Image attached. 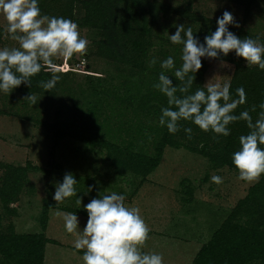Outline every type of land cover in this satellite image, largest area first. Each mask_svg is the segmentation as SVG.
<instances>
[{
	"label": "rangeland",
	"instance_id": "1",
	"mask_svg": "<svg viewBox=\"0 0 264 264\" xmlns=\"http://www.w3.org/2000/svg\"><path fill=\"white\" fill-rule=\"evenodd\" d=\"M60 1L49 0V3L59 5ZM185 1L156 0V3L175 8L184 6ZM191 9L216 20L227 10L239 24V27L230 26L243 27L250 33L264 36V0H255L247 13L233 0H192ZM73 11L81 16L84 9L78 6ZM51 14L49 17L55 16ZM175 18L172 14L170 22H178ZM163 19L160 13L161 24ZM160 20L153 29L154 44L148 58L156 54L155 50L168 47L166 54H173L174 45L168 43L170 33L164 31ZM188 22L182 20L177 24ZM6 26V20L0 15V49L18 47V43L5 33ZM79 31L88 41L86 53L74 55L67 62L54 60L62 68L61 79L52 91L34 94L37 97L35 104L23 99L31 94L0 91V161L22 166L30 161L39 167L29 169L27 185L10 203V207L16 209L13 215L7 212L0 199L2 226L12 224L17 233H44L50 241L45 244L43 264H83V251L73 246L76 235L66 232L62 215L57 213L76 214L80 226L77 231H82L88 219L84 205L93 198H100V194L116 192L125 196L126 206L140 209L150 228L144 252L161 254L164 264H191L201 246L209 241L252 184L238 179L237 169L226 165L215 167L205 156L183 147L165 146L158 166L143 178L130 171L122 175L117 173L107 157V150L99 144L66 136L53 145L55 128L82 132L91 126L95 135L110 139L108 133L114 132L118 123H122L124 111L130 106L122 95L131 65L111 62L98 52L101 35L97 27L79 26ZM156 34L162 35L163 48ZM181 52L180 45L178 53ZM202 61L206 63L204 85L210 80L229 84L234 70L232 62L208 58H202ZM244 65H247L245 60ZM141 74H135L134 80L142 84ZM91 83L100 92L98 97L91 93ZM114 90L117 94L112 93ZM95 98L100 99L99 103ZM149 100L153 105L160 103L154 98ZM91 103L96 108L94 114L89 115ZM157 121L154 118V123ZM66 173L73 174L78 181L74 186L77 194L56 204L53 199L56 184L63 181ZM213 175L222 177L223 183H213ZM186 185L192 193L185 192ZM89 186H92L91 191ZM80 198L82 202L77 204ZM46 200L52 202V207L42 229L39 219Z\"/></svg>",
	"mask_w": 264,
	"mask_h": 264
},
{
	"label": "trees",
	"instance_id": "2",
	"mask_svg": "<svg viewBox=\"0 0 264 264\" xmlns=\"http://www.w3.org/2000/svg\"><path fill=\"white\" fill-rule=\"evenodd\" d=\"M233 1L243 6L246 13L255 3V0ZM60 2L59 5H51L49 0H38L41 16H50L52 13L51 15L56 17L71 19L78 26L97 27L101 35L98 52L111 62L131 65V74L125 81L122 95L123 100L130 106L124 111L122 123H118L114 132L108 133L110 139L95 135L91 126L82 132L55 128L52 131L53 145L66 136L99 144L107 150V157L117 173L122 175L125 171H130L143 178L158 166L165 146L183 147L205 156L215 167L226 165L236 169L232 156L240 148L239 137L249 132L246 122L237 121L230 124V135L227 137H217L211 131L204 132L190 121H180V130L175 134L169 133L166 126L161 127L159 124L161 110L169 106L167 98L153 85L158 82L160 73L164 71L160 66L161 62L169 56L174 59L175 68H180L182 64L180 61L182 52L178 53L180 45L173 44L169 40L168 43L174 45L172 49L174 56L166 54L168 47L155 50L156 54L153 53L154 56L148 58L154 44L153 29L155 23L160 20V13L164 17L162 24L160 20L164 31L168 30L170 35L174 34L178 22L189 21L185 29L191 27L193 34L201 43L204 42L205 36L217 29L216 19L192 10V0H186L184 6L175 8L157 4L156 0H61ZM78 6L84 9L81 16L73 11ZM172 14L178 21L174 24L170 22ZM229 30L241 39L250 37L264 44V36L250 33L249 29L234 28L229 25ZM156 37L160 42L163 41L161 34H156ZM159 45L163 48V42ZM152 59H156L154 66H150ZM220 59H226L234 64L229 81L232 98L238 99L236 89L241 86L246 92L247 102L238 106L234 114L239 115L240 112L247 110L255 121L259 118V113L264 111L259 107L264 103V71L258 67L248 68L244 65V59L237 57L235 52H231L226 57L221 54ZM202 65L198 73L190 74L196 75L190 94L199 88H204L203 73L206 70V63L202 61ZM174 71L175 69L166 71L165 74L173 79L174 84L179 85L180 82L175 80ZM139 72H142L140 75L142 84L134 80L135 74ZM50 78L51 74L46 69H42L39 74L32 77L31 88L22 84L14 90L27 94L48 93L49 91L39 87V82ZM94 85L91 83V93L98 97L100 92ZM112 93L117 94L116 90ZM177 95L182 94L177 92ZM152 98L160 102L159 105L151 104L149 99ZM95 99L99 103L100 99ZM136 101L140 103L135 104ZM253 106H256V111H252ZM95 108L96 105L91 103L88 108L89 115ZM154 118L158 119L156 123ZM50 127V130L53 129V125ZM185 128L192 129L191 139H188ZM0 169L2 170L0 199L7 212L13 215L16 209L10 207V203L17 199L27 185L29 169L35 170L39 167L32 165L30 161L24 166L0 161ZM190 189L186 185L185 192L192 193ZM51 207L52 202L44 201L39 219L42 229L45 228L48 210ZM49 241L44 233H17L12 224L3 227L0 216V264H43L45 244ZM252 261L264 264V176L252 184L246 195L237 201L209 241L201 246L191 264H245Z\"/></svg>",
	"mask_w": 264,
	"mask_h": 264
},
{
	"label": "clouds",
	"instance_id": "3",
	"mask_svg": "<svg viewBox=\"0 0 264 264\" xmlns=\"http://www.w3.org/2000/svg\"><path fill=\"white\" fill-rule=\"evenodd\" d=\"M0 15L7 22L5 33L18 43V47L0 49V91L5 94L12 93L22 84L31 88L32 77L42 69H46L51 78L41 80L39 87L52 90L61 79L59 73L62 71L54 60L67 62L74 55L83 56L87 51L88 41L81 37L78 24L64 17L41 16L38 0H0ZM217 25L214 32L205 36L203 43L191 27L185 29L183 24L175 25L176 31L169 39L173 44L183 46L182 64L175 68L171 56L161 62L164 71L153 87L166 96L169 106L161 110L159 124L175 134L180 130V121H190L204 132L227 137L230 124L245 121L249 132L239 137L240 148L234 152L232 161L238 170V179L254 184L264 176V111L255 121L247 110L234 114L238 106L247 102L242 86L236 89L238 99L232 98L230 84L221 85L212 80L190 94L196 79V75L190 74L201 70L202 58L220 59L221 54L226 57L235 52L246 61L248 68L258 67L264 71V44L250 37L241 39L231 32L229 25L239 27V24L227 10L217 19ZM155 64L156 59H152L150 66ZM173 69L179 85L165 74ZM177 92L182 95L178 96ZM23 99L33 104L37 102L33 93ZM259 107L264 109V103ZM252 111H256V106ZM184 131L191 139L192 129L185 128ZM211 180L217 185L223 183V178L218 175H213ZM77 182L73 174L64 175L63 181L56 184L53 196L56 204L77 194L74 187ZM91 190L92 186H89ZM81 202V198L77 200V204ZM84 208L88 219L79 232L76 214L57 213L62 215L66 232L76 235L73 246L83 251V264H164L161 254L143 251L150 228L138 207L126 206L124 195L116 192L100 194V198H93Z\"/></svg>",
	"mask_w": 264,
	"mask_h": 264
}]
</instances>
